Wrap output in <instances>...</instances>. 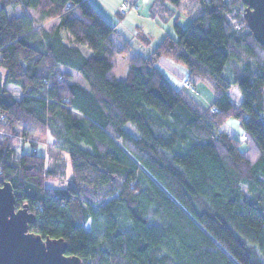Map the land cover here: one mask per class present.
Wrapping results in <instances>:
<instances>
[{
  "label": "trees",
  "instance_id": "trees-1",
  "mask_svg": "<svg viewBox=\"0 0 264 264\" xmlns=\"http://www.w3.org/2000/svg\"><path fill=\"white\" fill-rule=\"evenodd\" d=\"M170 7L189 24L177 15L145 56L91 0H0V181L36 215L30 229L65 238L83 264H264V45L242 0H154L151 14L166 22ZM162 57L215 101L176 87ZM230 117L244 143L223 128ZM30 138L48 154L26 151ZM68 170L66 185L47 184Z\"/></svg>",
  "mask_w": 264,
  "mask_h": 264
},
{
  "label": "water",
  "instance_id": "water-1",
  "mask_svg": "<svg viewBox=\"0 0 264 264\" xmlns=\"http://www.w3.org/2000/svg\"><path fill=\"white\" fill-rule=\"evenodd\" d=\"M242 1L248 26L264 45V0ZM35 219L27 204L16 208L12 183L0 181V264H83L79 256L66 253L65 238H44L31 230Z\"/></svg>",
  "mask_w": 264,
  "mask_h": 264
},
{
  "label": "rangeland",
  "instance_id": "rangeland-1",
  "mask_svg": "<svg viewBox=\"0 0 264 264\" xmlns=\"http://www.w3.org/2000/svg\"><path fill=\"white\" fill-rule=\"evenodd\" d=\"M94 1L95 2L102 1L105 4L106 8L109 11H112L117 17V14L115 12H116V10L118 11V7H119V5L121 3V0H94ZM131 4L132 5L128 9L127 14H128V17H129L130 14H133V16H134L133 18L134 19L133 18L131 19L129 17L128 18V22H127V26L134 33H136L137 31L134 30V26L138 23L137 20L139 19L137 11L140 9L141 11L144 12V7H143V3H142L141 0L139 2H137L135 4V6L133 5V2ZM145 5H147V4H145ZM170 5H171V3H170ZM147 7H149V5ZM172 8H174L175 10H173ZM172 8L170 7V9L172 11H174L175 13L172 15V17L169 20H167L166 22H162L161 23L162 24V28L157 27L155 24H150L149 23V25L144 29L145 35L147 37L149 36L151 38V40H152L151 44L153 46H156L160 42V40L166 35V33L167 34L170 33L172 35H175L174 21H175V17L177 15L183 14L182 17L180 18V23L183 26H187L189 24L190 18L185 13L186 10L183 9V7H182V9H180L178 7H172ZM10 11L13 14L21 13L19 8H17L16 10H10ZM116 20H118V18H116ZM138 24H141V23H138ZM149 32L151 33V35L149 34ZM143 39H144V34L139 36V37H137L136 35L133 37V40H134V42L137 45H140V43L143 44V42H142ZM86 49H88V48H86ZM135 52H137V51H135ZM64 69L68 70V71H70L72 73L73 81H77V82H80V83L86 85V82L84 81V79L82 78V76L80 75V73L78 71L73 70V69L68 68V67H64ZM1 71H2V73H4V69H2ZM127 71H128V60H127L126 57L120 56L119 59H118V71H117L118 77L121 78V79L125 78ZM224 74H225L226 77L231 79V73H230V66L229 65L226 66ZM187 80H189V79H187ZM201 85H202L203 88H205L206 91L209 92V94H208V92L200 94L201 92L199 91L194 96L203 105H209L210 103L212 104L215 101V99H216V94L214 93V91L205 82H201ZM185 89L190 90L189 88H186V87H185ZM9 91L11 93H13L17 98H22V96H23L22 91L19 88H16V90L12 89V90H9ZM190 91L192 93L194 92L192 90H190ZM238 91H239V87L238 86H232L230 88V90H229L230 99H231V101L233 103H236V104L240 103L241 100H242V95L238 94ZM195 92H196V88H195ZM233 120L236 121V123H232ZM126 127L133 134L138 135V131L136 130V128L134 127V125L132 123H128ZM223 128L227 132H229L231 135L234 134V136L239 137L242 140V142L244 143V137H243V131L244 130H243L242 125L240 124V121L237 118L230 117L227 120V122L225 123ZM30 139H32V141L31 140H27L25 142L24 146H25V150L26 151H32V150L37 149L39 153L48 154L47 145H46V143L48 141L42 143V142H38L34 138H30ZM49 140H51V139H49ZM48 144H49V142H48ZM66 156H67V154H66ZM68 177H69V170L66 173V175L53 177L51 180H48L47 184L48 185H58V184H60L59 182H61V184L64 186V185H66Z\"/></svg>",
  "mask_w": 264,
  "mask_h": 264
},
{
  "label": "crops",
  "instance_id": "crops-1",
  "mask_svg": "<svg viewBox=\"0 0 264 264\" xmlns=\"http://www.w3.org/2000/svg\"><path fill=\"white\" fill-rule=\"evenodd\" d=\"M140 0H132L133 5L135 6V4L137 2H139ZM143 3V7H144V12L141 11L140 9L137 11L138 17L139 19L137 20L138 23L141 24H136L134 26V30L137 31L136 33H134L128 26H127V22H128V18L130 17L131 19L134 17L133 14H130L128 17V14L124 15L123 18L121 19L120 14L118 13V11L116 10V15L112 12L109 11L105 4L100 1V2H95L94 0H91V2L95 5V7L99 10V12L106 18V20H108L110 23H118V29L119 31L126 36L131 43L134 46L135 51H137V53H140L142 55H149L151 53V51L153 50V48L155 46H153L151 44L152 40L151 38L148 36L149 38V43H145L143 42V44L140 43V45H137L134 40L133 37L136 35L137 37L140 36V34H145L144 33V29L150 24H155L157 27L162 28V22H164L161 18H159L156 15L151 14V5L153 4L154 0H141ZM147 4V5H145ZM149 5V7H147ZM18 8L17 5H14L13 7H10L9 10H16ZM180 18L182 17L183 14H180ZM116 18H118V20H116ZM190 18V17H189ZM134 19V18H133ZM140 21V22H139ZM143 21V22H142ZM152 22V23H151ZM149 34L151 35V33L149 32ZM166 35H172V34H167ZM165 35V36H166ZM164 36V37H165ZM173 36V35H172ZM160 37V36H159ZM157 68L159 70H161V72L176 86V87H181L183 82L185 80H187L189 78V70L188 68H186L184 65L177 63L175 61H173L172 59L166 58V57H162L156 64ZM195 88H196V92H193V94L195 95L197 92H201L205 93L208 92L205 90V88L202 87L201 82H198L196 84H194ZM9 90H16V88H19L17 85H13V84H9L8 86ZM20 89V88H19ZM188 90V89H186ZM189 92H191L190 90H188ZM192 93V92H191ZM209 94V92H208ZM238 94H241V91L239 89ZM198 100V99H197ZM203 105V104H202ZM211 105V103L209 104ZM209 105H203V106H209ZM234 135V134H233ZM243 137H244V131H243Z\"/></svg>",
  "mask_w": 264,
  "mask_h": 264
},
{
  "label": "built area",
  "instance_id": "built-area-1",
  "mask_svg": "<svg viewBox=\"0 0 264 264\" xmlns=\"http://www.w3.org/2000/svg\"><path fill=\"white\" fill-rule=\"evenodd\" d=\"M132 3V0H121V3L118 7V12L122 15H126L127 14V11L128 9L131 7V4ZM183 87L185 88H189L190 90L194 91L195 92V87L194 85L191 83L190 80H185L183 82ZM0 173H1V170H0Z\"/></svg>",
  "mask_w": 264,
  "mask_h": 264
},
{
  "label": "clouds",
  "instance_id": "clouds-1",
  "mask_svg": "<svg viewBox=\"0 0 264 264\" xmlns=\"http://www.w3.org/2000/svg\"><path fill=\"white\" fill-rule=\"evenodd\" d=\"M232 123H236V121L233 120ZM51 138H52V137H49V139H51Z\"/></svg>",
  "mask_w": 264,
  "mask_h": 264
}]
</instances>
